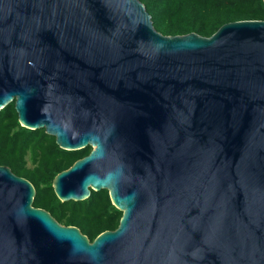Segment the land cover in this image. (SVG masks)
I'll return each mask as SVG.
<instances>
[{"label":"water","instance_id":"obj_1","mask_svg":"<svg viewBox=\"0 0 264 264\" xmlns=\"http://www.w3.org/2000/svg\"><path fill=\"white\" fill-rule=\"evenodd\" d=\"M264 2V0H263ZM90 152L61 201L106 189L90 241L0 165V264H264V19L163 35L140 0H0V110Z\"/></svg>","mask_w":264,"mask_h":264},{"label":"trees","instance_id":"obj_2","mask_svg":"<svg viewBox=\"0 0 264 264\" xmlns=\"http://www.w3.org/2000/svg\"><path fill=\"white\" fill-rule=\"evenodd\" d=\"M155 30L163 35H212L225 23L264 19L263 0H140ZM91 150L86 146L66 150L45 129L21 126L14 102L0 110V165L29 180L35 188L32 205L47 210L62 225L76 226L90 241L105 230H114L122 212L106 189L91 190L83 200L61 201L53 179Z\"/></svg>","mask_w":264,"mask_h":264}]
</instances>
